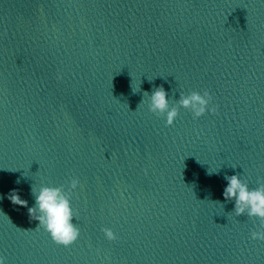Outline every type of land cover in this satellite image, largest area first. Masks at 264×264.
<instances>
[{"label":"water","instance_id":"obj_1","mask_svg":"<svg viewBox=\"0 0 264 264\" xmlns=\"http://www.w3.org/2000/svg\"><path fill=\"white\" fill-rule=\"evenodd\" d=\"M160 86L216 111L168 127L144 96ZM225 174L264 183V0H0L5 264H264ZM72 178L65 248L7 194Z\"/></svg>","mask_w":264,"mask_h":264},{"label":"clouds","instance_id":"obj_2","mask_svg":"<svg viewBox=\"0 0 264 264\" xmlns=\"http://www.w3.org/2000/svg\"><path fill=\"white\" fill-rule=\"evenodd\" d=\"M57 78L60 79L61 76L58 75ZM144 96L148 97V110L163 117L165 125L168 127L175 123L180 114V109L190 112L193 119H199L209 112L214 113L216 111L215 107H210L212 97L208 91L203 93L191 91L188 94L181 91L179 99L176 100L169 97L166 90L160 86L151 95L146 92ZM224 180L226 186L223 188V197L225 201H234L235 215L257 218L264 226V183L251 188L241 179L239 174H225ZM79 184L78 178H72L67 191L63 186L41 185L36 189L31 186L30 194L34 200L31 206H29L28 200L21 198L16 189L10 190L7 198L13 205L26 208L29 219L34 217V220L38 221L37 227H43L54 243L67 248L80 238V229L74 222L69 196V193L75 191ZM102 231L105 239L109 241H115L118 238L110 228H104ZM251 239L264 240V231H253ZM0 264H5L3 256H0Z\"/></svg>","mask_w":264,"mask_h":264}]
</instances>
